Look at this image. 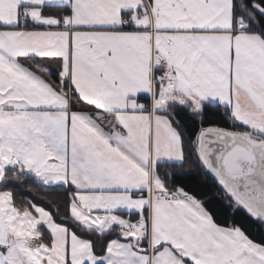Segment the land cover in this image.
Here are the masks:
<instances>
[{
    "label": "snow or ice",
    "instance_id": "1",
    "mask_svg": "<svg viewBox=\"0 0 264 264\" xmlns=\"http://www.w3.org/2000/svg\"><path fill=\"white\" fill-rule=\"evenodd\" d=\"M250 224L264 0H0V264H264Z\"/></svg>",
    "mask_w": 264,
    "mask_h": 264
},
{
    "label": "trees",
    "instance_id": "2",
    "mask_svg": "<svg viewBox=\"0 0 264 264\" xmlns=\"http://www.w3.org/2000/svg\"><path fill=\"white\" fill-rule=\"evenodd\" d=\"M179 111V110H178ZM180 116L184 119L185 124L188 126V129L191 131H197L198 129L193 126L192 121L181 111ZM205 126H208L207 124ZM217 126H227L226 122L223 120H217ZM173 172L182 171L178 168L170 169ZM177 180L180 181L181 186H183L186 190L193 192L197 195L204 196L207 193L208 198L211 199V203L208 205L209 209L215 212L220 208V202L216 200L214 197L218 193L219 189L213 185V181L211 179L205 182V178L201 175H184L176 177ZM26 183H32V181H26ZM12 190L14 192L16 204L18 206L27 205L26 198L37 196L38 194L35 192H29L24 186L22 185H11ZM51 211L53 216L57 219L58 222L62 221V216L64 214L63 208L57 210L55 205L44 203V201H38ZM223 219V218H222ZM230 219V218H229ZM250 235L255 239H260L264 236V230L258 224H250ZM42 231L47 238V230L46 228L41 225Z\"/></svg>",
    "mask_w": 264,
    "mask_h": 264
},
{
    "label": "rangeland",
    "instance_id": "3",
    "mask_svg": "<svg viewBox=\"0 0 264 264\" xmlns=\"http://www.w3.org/2000/svg\"><path fill=\"white\" fill-rule=\"evenodd\" d=\"M27 205H23V206H20L21 208H23V207H26ZM48 210V209H47ZM50 211V210H49ZM51 212V211H50ZM58 222V221H57ZM39 227V230L41 231V232H43L42 231V228H41V226H38ZM45 227V226H44ZM44 238L46 239V236L44 235ZM37 243H39V240H37L36 241Z\"/></svg>",
    "mask_w": 264,
    "mask_h": 264
},
{
    "label": "crops",
    "instance_id": "4",
    "mask_svg": "<svg viewBox=\"0 0 264 264\" xmlns=\"http://www.w3.org/2000/svg\"><path fill=\"white\" fill-rule=\"evenodd\" d=\"M145 103H147V101H144ZM136 217H133V219H135Z\"/></svg>",
    "mask_w": 264,
    "mask_h": 264
}]
</instances>
